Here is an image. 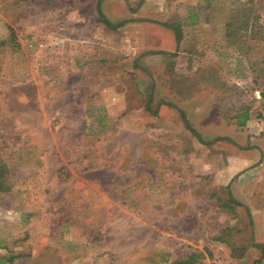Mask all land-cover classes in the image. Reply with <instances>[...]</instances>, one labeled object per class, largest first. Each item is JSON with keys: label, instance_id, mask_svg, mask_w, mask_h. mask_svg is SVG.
Here are the masks:
<instances>
[{"label": "rangeland", "instance_id": "rangeland-1", "mask_svg": "<svg viewBox=\"0 0 264 264\" xmlns=\"http://www.w3.org/2000/svg\"><path fill=\"white\" fill-rule=\"evenodd\" d=\"M97 1L0 0V264H264V0Z\"/></svg>", "mask_w": 264, "mask_h": 264}, {"label": "trees", "instance_id": "trees-1", "mask_svg": "<svg viewBox=\"0 0 264 264\" xmlns=\"http://www.w3.org/2000/svg\"><path fill=\"white\" fill-rule=\"evenodd\" d=\"M102 1L103 0H98V3H97V14H98L99 21H101L107 28H109L111 30H116V29L122 27L124 24L127 23V21L119 23V24L112 23L102 11V7H101ZM198 18H199L198 15H190L191 20L192 19L198 20ZM163 25L166 26L171 31H173V33L175 35L177 46L179 47L182 43L183 38H184V33H183L181 26L175 25L173 23H168V22H164ZM147 110L151 111L150 106L147 107ZM180 116H181V119L183 120V122L185 123L187 129L193 135H195L203 144H212V143L216 142L217 140H219V139H215L213 141H210L209 143H205L204 141H202L200 139V136L197 133V131L190 125V123L187 120L185 113L182 110L180 111ZM246 119H247V113H246ZM246 119L241 123V125L245 124ZM12 187H13V183H12V179L10 176V172L7 168L5 160L0 155V192L8 193L11 191ZM230 199L232 202H236L232 197H230ZM258 246L262 247L261 245H258ZM196 258H198V255L192 254L190 257H188L187 260H180V261L176 262V264H196ZM11 261H13L12 258H11Z\"/></svg>", "mask_w": 264, "mask_h": 264}, {"label": "crops", "instance_id": "crops-1", "mask_svg": "<svg viewBox=\"0 0 264 264\" xmlns=\"http://www.w3.org/2000/svg\"><path fill=\"white\" fill-rule=\"evenodd\" d=\"M104 1V0H103ZM103 1H102V3H103ZM97 3H98V1H97ZM102 3H101V7H102ZM96 11H97V5H96ZM102 11H103V9H102ZM104 13V12H103ZM125 21H127V23L129 22V20H125ZM125 21H123V22H125ZM112 22V21H111ZM113 23V22H112ZM122 23V22H121ZM117 24H119V23H117ZM125 25V24H124ZM123 25V26H124ZM256 156V155H255ZM257 157H258V155H257ZM206 174H210V172H208V173H206ZM222 174V173H221ZM235 175L237 174V173H234ZM235 175H231L230 176V181H232L233 179H234V177H235ZM220 176H222V175H220ZM228 183L229 182H225V183H223V182H217V181H215L214 182V186H216V187H218V190L219 189H225L226 190V187L228 186ZM211 185H213V184H211V183H208V182H205V183H203V184H200V185H198V187H193L192 188V190H191V195H192V197H198L199 196V194H198V191H201V189H203V190H206V192L207 193H201V194H204L205 195V197L206 198H204L205 200H212L213 201V204L217 207V209H219V210H221V209H223L224 210V208L226 207V204H225V202H221L220 201V198H219V196L216 194L215 195V193H213V192H215V190H211ZM236 185V190L238 189V186H239V184H235ZM202 190V191H203ZM201 198H202V196H201ZM235 198V197H234ZM237 198V197H236ZM211 203V202H210ZM218 237H220L221 236V234L219 233L218 235H217ZM195 252H199V250H196V251H194V252H192L188 257H190L192 254H198V253H195ZM188 257H182L181 258V260H187L188 259ZM176 258H178V256H176L175 257V259ZM176 261H177V259L176 260H174L173 262L174 263H176Z\"/></svg>", "mask_w": 264, "mask_h": 264}, {"label": "built area", "instance_id": "built-area-1", "mask_svg": "<svg viewBox=\"0 0 264 264\" xmlns=\"http://www.w3.org/2000/svg\"><path fill=\"white\" fill-rule=\"evenodd\" d=\"M203 264H226V263L220 260H213V261H209Z\"/></svg>", "mask_w": 264, "mask_h": 264}]
</instances>
